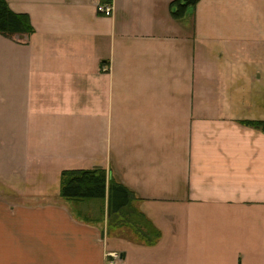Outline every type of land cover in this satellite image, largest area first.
<instances>
[{"label":"crops","instance_id":"obj_1","mask_svg":"<svg viewBox=\"0 0 264 264\" xmlns=\"http://www.w3.org/2000/svg\"><path fill=\"white\" fill-rule=\"evenodd\" d=\"M4 1L32 33L0 36L28 165L0 180V264H264V0ZM96 168L156 238L60 198Z\"/></svg>","mask_w":264,"mask_h":264},{"label":"trees","instance_id":"obj_2","mask_svg":"<svg viewBox=\"0 0 264 264\" xmlns=\"http://www.w3.org/2000/svg\"><path fill=\"white\" fill-rule=\"evenodd\" d=\"M199 0H175L171 3V16L174 19L183 18L189 7H194ZM32 29L28 19L10 11L4 0H0V36L6 39L28 36ZM246 126L260 129L264 133V123L246 122ZM60 197L71 201H103L107 200V214L110 219H119L114 225H132L142 231L143 236L156 238L157 232L142 216L136 215L130 209L134 195L114 181L107 184L105 170L63 171L60 174ZM112 224V223H111Z\"/></svg>","mask_w":264,"mask_h":264},{"label":"rangeland","instance_id":"obj_3","mask_svg":"<svg viewBox=\"0 0 264 264\" xmlns=\"http://www.w3.org/2000/svg\"><path fill=\"white\" fill-rule=\"evenodd\" d=\"M8 59V58H7ZM11 86V80H6V88ZM5 88V99L3 103V107L0 108V180L2 182L10 181L13 178V174L16 172H23L26 170V164H22L21 160L23 158V148L20 147V142L22 141V136H25V133L22 134V131L15 130L18 125L22 123V116L13 114L14 111V100L13 93L11 90H7ZM2 110H4L2 112ZM21 127V126H20ZM34 165H32L33 167ZM25 168V169H24ZM37 169V165L34 166ZM66 171H78V170H66ZM63 172V171H62ZM61 172V173H62ZM60 173V174H61ZM60 180V175H59ZM33 202L43 203L48 197L45 196H33L30 197ZM29 197L27 199H30ZM47 198V199H46ZM61 198V197H60ZM46 199V200H45ZM94 201V200H91ZM80 202V201H79ZM102 208L99 207V211ZM89 210L98 211V207L94 206L93 208L90 206ZM118 218L114 220L110 219V223L116 224Z\"/></svg>","mask_w":264,"mask_h":264},{"label":"built area","instance_id":"obj_4","mask_svg":"<svg viewBox=\"0 0 264 264\" xmlns=\"http://www.w3.org/2000/svg\"><path fill=\"white\" fill-rule=\"evenodd\" d=\"M97 13L105 16V17H110L112 15V9L109 6L106 5H98L96 7ZM107 263L106 264H118L119 262V255L116 253H111L107 255Z\"/></svg>","mask_w":264,"mask_h":264}]
</instances>
